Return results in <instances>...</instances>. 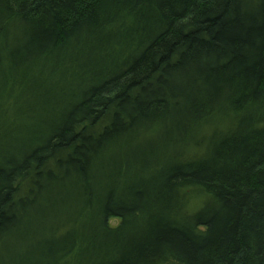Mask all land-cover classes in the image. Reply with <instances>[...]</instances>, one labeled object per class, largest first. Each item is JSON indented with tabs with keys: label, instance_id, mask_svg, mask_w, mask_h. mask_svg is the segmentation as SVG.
Returning <instances> with one entry per match:
<instances>
[{
	"label": "trees",
	"instance_id": "1",
	"mask_svg": "<svg viewBox=\"0 0 264 264\" xmlns=\"http://www.w3.org/2000/svg\"><path fill=\"white\" fill-rule=\"evenodd\" d=\"M0 264H264V0H0Z\"/></svg>",
	"mask_w": 264,
	"mask_h": 264
},
{
	"label": "rangeland",
	"instance_id": "2",
	"mask_svg": "<svg viewBox=\"0 0 264 264\" xmlns=\"http://www.w3.org/2000/svg\"><path fill=\"white\" fill-rule=\"evenodd\" d=\"M23 125H24V122H22L21 124L19 122H17L14 127H11V130L14 131V133H10L9 139H13V138H15V139H21V138H23V136L21 134V132H22L21 126L23 127ZM6 141L7 140H5L4 142H6ZM110 221H112V220H110ZM6 243L8 245L12 246V249L15 248L16 251H20L21 250V247H22L21 246L22 245L21 243H22V241L19 238L10 237V238H8L6 240Z\"/></svg>",
	"mask_w": 264,
	"mask_h": 264
},
{
	"label": "water",
	"instance_id": "3",
	"mask_svg": "<svg viewBox=\"0 0 264 264\" xmlns=\"http://www.w3.org/2000/svg\"><path fill=\"white\" fill-rule=\"evenodd\" d=\"M113 225H115V222L113 223Z\"/></svg>",
	"mask_w": 264,
	"mask_h": 264
}]
</instances>
